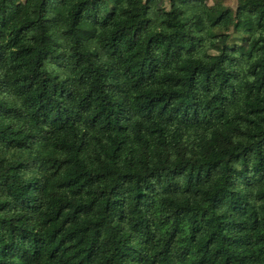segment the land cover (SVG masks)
<instances>
[{"label":"trees","instance_id":"obj_1","mask_svg":"<svg viewBox=\"0 0 264 264\" xmlns=\"http://www.w3.org/2000/svg\"><path fill=\"white\" fill-rule=\"evenodd\" d=\"M0 0V264H264V0Z\"/></svg>","mask_w":264,"mask_h":264},{"label":"rangeland","instance_id":"obj_2","mask_svg":"<svg viewBox=\"0 0 264 264\" xmlns=\"http://www.w3.org/2000/svg\"><path fill=\"white\" fill-rule=\"evenodd\" d=\"M226 4L230 5L232 8L235 6V1L234 0H226Z\"/></svg>","mask_w":264,"mask_h":264}]
</instances>
